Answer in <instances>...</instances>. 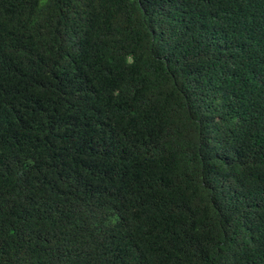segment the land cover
I'll return each mask as SVG.
<instances>
[{
    "label": "trees",
    "instance_id": "16d2710c",
    "mask_svg": "<svg viewBox=\"0 0 264 264\" xmlns=\"http://www.w3.org/2000/svg\"><path fill=\"white\" fill-rule=\"evenodd\" d=\"M0 264H264V0H0Z\"/></svg>",
    "mask_w": 264,
    "mask_h": 264
}]
</instances>
